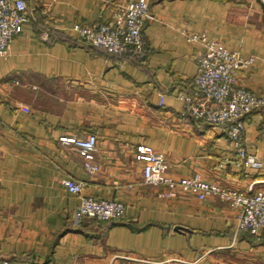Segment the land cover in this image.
<instances>
[{
	"label": "crops",
	"instance_id": "1",
	"mask_svg": "<svg viewBox=\"0 0 264 264\" xmlns=\"http://www.w3.org/2000/svg\"><path fill=\"white\" fill-rule=\"evenodd\" d=\"M25 1L27 20L0 55V264H264V231L237 230L236 209L217 197L145 183L134 157L149 145L173 179L264 189V107L244 118L260 169L236 163L226 124L181 115L200 50L186 31L251 57L239 82L264 95V0H147L143 61L90 47L74 29L112 22L126 0ZM89 132L93 172L59 139ZM81 195L120 200L124 213L75 218Z\"/></svg>",
	"mask_w": 264,
	"mask_h": 264
},
{
	"label": "built area",
	"instance_id": "2",
	"mask_svg": "<svg viewBox=\"0 0 264 264\" xmlns=\"http://www.w3.org/2000/svg\"><path fill=\"white\" fill-rule=\"evenodd\" d=\"M25 0H0V55H5L9 42L22 30L27 20ZM147 0H126L112 13V22L75 24L81 39L90 47H101L114 56L134 54L140 61L145 60L147 51L142 38L144 22L151 18ZM189 42L200 44L196 55V73L190 81L192 94L184 97L181 115L202 120L213 125H227L228 138L232 142L236 163L245 167L260 169L262 161L248 153L243 144L245 116L264 107V95L247 89L239 82V73L252 62L236 49H229L218 40L200 31H186ZM59 139L71 143L84 157V168L93 172L98 165L91 161L96 149V133L85 136L61 135ZM134 157L143 162V181L149 185L165 184L170 189L186 187L198 198L213 196L225 201L237 211V230L260 235L264 231V189L245 193L233 186L202 178L198 174L173 179L166 175L167 165L161 153L149 145H137ZM62 185L70 193L80 194L81 181L61 178ZM124 203L117 199H99L81 195L73 217L91 216L110 220L124 213Z\"/></svg>",
	"mask_w": 264,
	"mask_h": 264
},
{
	"label": "trees",
	"instance_id": "3",
	"mask_svg": "<svg viewBox=\"0 0 264 264\" xmlns=\"http://www.w3.org/2000/svg\"><path fill=\"white\" fill-rule=\"evenodd\" d=\"M125 57H127V58H132V59H135V60H139L140 61V59L139 58H137L134 54H131V55H129V56H125ZM100 220V219H99ZM103 221H108V220H103Z\"/></svg>",
	"mask_w": 264,
	"mask_h": 264
}]
</instances>
